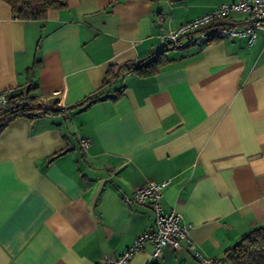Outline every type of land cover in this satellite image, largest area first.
<instances>
[{
	"label": "crops",
	"instance_id": "1",
	"mask_svg": "<svg viewBox=\"0 0 264 264\" xmlns=\"http://www.w3.org/2000/svg\"><path fill=\"white\" fill-rule=\"evenodd\" d=\"M238 1L67 0L42 21L15 19L0 1V92L32 87L37 105L58 111L0 129V264L117 258L154 226L148 206L122 201L150 181H170L164 210L183 216L214 264H229L225 250L264 226V31L252 44L159 40ZM156 57L153 75L131 67ZM98 94L106 99L79 107ZM127 264L202 263L182 241L157 258L146 243Z\"/></svg>",
	"mask_w": 264,
	"mask_h": 264
},
{
	"label": "built area",
	"instance_id": "2",
	"mask_svg": "<svg viewBox=\"0 0 264 264\" xmlns=\"http://www.w3.org/2000/svg\"><path fill=\"white\" fill-rule=\"evenodd\" d=\"M233 14L243 15L241 25L220 23ZM259 30L264 31V0H240L223 3L205 15L169 29L159 37V40L165 47L174 49L242 37L247 38L248 43L252 44ZM131 67L135 68L136 64L134 63ZM24 104L23 95L19 92H0V128L4 120L11 113L21 109ZM80 146L86 150L89 147V141L81 140ZM169 184L170 181H150L136 188L131 196L122 198L126 205L148 206L154 215V226L135 237L130 246L117 258L104 256L101 264H127L134 255L143 250L146 243H151L152 258H157L165 247L178 249L182 241L188 243L197 260L202 264H210L209 260L197 253L195 244L189 237V227L183 223V216L174 210L169 212L164 210L162 198Z\"/></svg>",
	"mask_w": 264,
	"mask_h": 264
},
{
	"label": "trees",
	"instance_id": "3",
	"mask_svg": "<svg viewBox=\"0 0 264 264\" xmlns=\"http://www.w3.org/2000/svg\"><path fill=\"white\" fill-rule=\"evenodd\" d=\"M6 3L10 9L12 16L21 21H42L46 18L47 13L52 10L64 9L67 6V0H0ZM160 57H156L148 64L134 68V72L141 76L147 77L153 75L157 69L163 64ZM110 73L103 80V85L106 86L115 79L116 76H109ZM32 87L20 93L25 100L24 106L11 113L4 120V124L13 116L26 114L29 116L51 115L58 111L45 108L35 103V97L30 95ZM102 95H93L84 100L79 107L85 108L97 100H102ZM1 127V128H2ZM0 128V129H1ZM223 260L229 264H264V226L255 228L242 236L232 247L225 250ZM216 261L210 262L214 264Z\"/></svg>",
	"mask_w": 264,
	"mask_h": 264
}]
</instances>
